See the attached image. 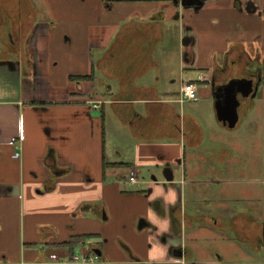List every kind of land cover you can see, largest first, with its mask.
Here are the masks:
<instances>
[{"label": "crops", "instance_id": "crops-1", "mask_svg": "<svg viewBox=\"0 0 264 264\" xmlns=\"http://www.w3.org/2000/svg\"><path fill=\"white\" fill-rule=\"evenodd\" d=\"M263 43L264 24L233 0L198 11L171 0L0 2V264H76L96 250L94 264H224L214 247L187 243L224 229L188 208L197 180L186 175L189 160L222 164L235 149L209 143L178 97L195 83L229 130L211 76L230 45L252 57Z\"/></svg>", "mask_w": 264, "mask_h": 264}, {"label": "rangeland", "instance_id": "rangeland-1", "mask_svg": "<svg viewBox=\"0 0 264 264\" xmlns=\"http://www.w3.org/2000/svg\"><path fill=\"white\" fill-rule=\"evenodd\" d=\"M41 3L42 0H34V3ZM37 20L47 18L46 11L40 5L36 6ZM221 62V67L223 66ZM211 87V86H210ZM171 89H174L172 86ZM212 88H210V92ZM256 96L255 106L250 114L244 116L239 126L234 130H218L214 121L211 107H206L204 102H187L180 106L183 112L194 110L197 113L198 120L203 126L209 143L213 140H223L235 149L230 158L225 159L224 171L218 172V169H212L209 163L197 161L193 166L190 160L187 165V177L197 180L193 188L195 195L193 202H188V208L192 210L208 211L213 215H222L226 209L234 207L233 201L241 199L244 194L247 200L242 206L247 210L257 213L261 219V211L264 205V100L261 99L262 90ZM211 96L212 92H211ZM254 105V104H253ZM118 172L128 175L125 167H112ZM217 170V171H216ZM217 177L223 180L221 186L224 192V198H218L217 204L208 194L210 181L204 179ZM203 180V182H202ZM251 191H254L251 193ZM246 192V193H245ZM252 198L250 200L248 198ZM204 198L207 202H204ZM228 203V204H227ZM225 204V205H221ZM224 210V211H221ZM257 210V211H256ZM229 216L231 213L228 214ZM224 217V215H223ZM198 241H187L189 244H195L204 251L206 247H214L224 256V264H264V255L256 252L248 244H243L229 239L224 232V240L213 238L205 234L198 235Z\"/></svg>", "mask_w": 264, "mask_h": 264}, {"label": "flooded vegetation", "instance_id": "flooded-vegetation-1", "mask_svg": "<svg viewBox=\"0 0 264 264\" xmlns=\"http://www.w3.org/2000/svg\"><path fill=\"white\" fill-rule=\"evenodd\" d=\"M3 1L5 0H0V2ZM205 1L207 0H203V3ZM233 6L238 11L242 10L249 15H257L264 24V7L260 4V0H233ZM199 9L194 11H198ZM254 50V54L251 57L244 50L242 44L230 45L223 57V66L215 70L211 76V82L214 83L216 88L215 97L222 99L228 94H231L237 101V112L239 115L244 113L246 108L255 101L256 97L254 99L251 98L253 91L257 89V96L264 85V43L262 46H255ZM242 81H251V89L249 91H245V85H243ZM224 164L225 162L222 164L210 163V166L214 170L215 168L218 169V171L216 170L218 173L224 171ZM222 183L223 180L217 177L210 178L208 194L213 199L212 202L216 204L218 198H224ZM241 199L243 200H235L232 202L235 205L234 207L230 209L225 207L224 210L226 209L227 211L222 215H216L218 219L214 217L223 225V234L219 233L220 240H224V232H226L229 239L233 238L235 241L243 244L249 243L255 245L256 250H258L257 252L264 255V205L261 211V219L258 218L259 221H257L251 215L254 213L257 217V213L251 212L245 206H242L244 201L247 200L244 194ZM176 210H181L179 205ZM229 213H231L230 216L228 215ZM223 215L224 217H222ZM173 252L182 253L180 249H173ZM184 255L189 256V251L185 250Z\"/></svg>", "mask_w": 264, "mask_h": 264}, {"label": "water", "instance_id": "water-1", "mask_svg": "<svg viewBox=\"0 0 264 264\" xmlns=\"http://www.w3.org/2000/svg\"><path fill=\"white\" fill-rule=\"evenodd\" d=\"M172 2L177 6L194 8V10H197L202 6L203 0H172ZM183 44L187 45L186 39L183 41ZM243 85H245V91L251 89V81L243 82ZM256 92L257 89L253 91L252 99L256 97ZM214 99V109L217 121L229 130L235 129L240 121V115L237 112V101L231 96V94H228L222 99L219 97H215ZM94 253L98 257L101 254L99 250L94 251Z\"/></svg>", "mask_w": 264, "mask_h": 264}, {"label": "built area", "instance_id": "built-area-1", "mask_svg": "<svg viewBox=\"0 0 264 264\" xmlns=\"http://www.w3.org/2000/svg\"><path fill=\"white\" fill-rule=\"evenodd\" d=\"M198 100L199 96L197 85L192 82H183L179 92L178 102L180 104H184L187 102H197ZM100 105L101 102H95L92 104V108L98 109ZM14 156L19 157V152L15 153ZM128 173L127 183L130 185H136L138 180L135 170L130 169ZM50 257L54 259L56 258V255H51ZM71 260L76 264H94L99 261V258L95 254L91 253L88 255H75L71 258Z\"/></svg>", "mask_w": 264, "mask_h": 264}, {"label": "trees", "instance_id": "trees-1", "mask_svg": "<svg viewBox=\"0 0 264 264\" xmlns=\"http://www.w3.org/2000/svg\"><path fill=\"white\" fill-rule=\"evenodd\" d=\"M252 106H253V103L252 104H250L247 108H246V110L244 111V113H241V117L242 116H245V114L247 113V111L250 109V108H252Z\"/></svg>", "mask_w": 264, "mask_h": 264}]
</instances>
